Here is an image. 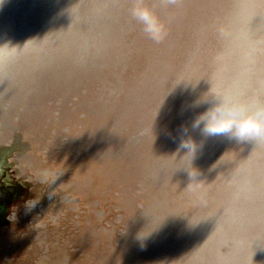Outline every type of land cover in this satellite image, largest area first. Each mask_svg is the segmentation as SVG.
Masks as SVG:
<instances>
[{"label":"rangeland","instance_id":"1","mask_svg":"<svg viewBox=\"0 0 264 264\" xmlns=\"http://www.w3.org/2000/svg\"><path fill=\"white\" fill-rule=\"evenodd\" d=\"M138 5L163 24L161 41ZM248 5L28 0L17 11L36 25L15 41L0 95V264H264V146L224 134L206 156L203 124L192 127L220 100L264 107V53L248 69L221 56L234 20L248 35ZM251 32L258 41L264 27ZM187 139L192 158L177 151Z\"/></svg>","mask_w":264,"mask_h":264},{"label":"bare ground","instance_id":"2","mask_svg":"<svg viewBox=\"0 0 264 264\" xmlns=\"http://www.w3.org/2000/svg\"><path fill=\"white\" fill-rule=\"evenodd\" d=\"M27 2H28V0H17V2L13 6H10V7H8L5 3H3V5H0V95H2L3 92L5 93L7 91V88H5V87L8 85L9 81H11L10 80L11 79V75L14 72V70H16V64L17 63L15 64V60H14L15 59L14 56L16 57V55H14V53H13V58H12V53H11V52H13V49H15V46L18 47V45H19V44L15 45L14 44L15 41L16 42L20 41V40H18L20 38V36L21 35H25L26 36L27 35L26 32H28V31H31L30 34L32 33V31L35 32L33 27L36 24L32 25V23H31L33 20L28 22V20H25L23 18L22 21H20V23H18L19 20L17 18L21 19V17H27V16H30V15H31V17L34 16L32 13H29L30 12L29 9H28L27 12H24L23 14L19 13V15L22 14L21 17L19 15H17V11L19 9H22V6H25V8H27ZM256 2L259 3L258 0H249L248 7L244 8L242 10L243 13H246V15L248 14L250 16V18H249L250 19V23L246 24V27H245L247 32H248V35L247 36L244 35L243 20L239 19V21H237V25L235 24V20H234V24L233 25L231 24L232 31L231 32L228 31L229 32L227 34L228 37H226V40H228V42H229V43L227 42L228 43L227 50H228V48H230V49L228 50V52L226 54L224 53V54L221 55L222 57H225V58H227V57H230L232 59L235 58V68H238V69L240 67L244 68L246 66L247 67L245 69H248L249 64H250L249 61L252 60V62H254V58H251L252 52L256 56L261 54V53H264V35H261L258 41H253L252 40L251 28L254 27V29H255V28H257V25H258V28H262L263 29V27H264V17H259V15H257V13H256V8H257V7H255L256 6ZM263 2L261 3V5L264 4ZM261 5H259V6H261ZM257 6H258V4H257ZM262 6H264V5H262ZM11 9H13V11ZM258 9H261V8L259 7ZM4 10H7L10 14L6 13ZM16 16H18V17H16ZM49 19H51V18H49ZM25 41H26V39H25ZM23 46H24V44H23ZM20 49H21V47H20ZM262 56L264 58V55H262ZM229 65L230 64H228V66ZM231 66H232V64H231ZM17 69H18V66H17ZM245 69H243V70H245ZM244 73L243 72L235 73V74L234 73L233 74H229L228 73V74H225V77H226V79L236 80V81H238L239 83L242 84V80L245 83V80L243 79L245 77ZM227 92L228 93H225L227 97H233V95L236 97V95H237L236 93H234L235 90H233V89H230ZM256 98H258V96L255 97V100H256ZM255 100H251V104L252 105L250 107H248L246 110H248L249 112H255L256 110L264 109V107H261V104L257 105V103H255ZM227 104H228V102H224V101L220 100L217 103H215L214 106H212V107L214 109L215 107L228 106ZM231 107H235V106H231ZM235 108H237V107H235ZM201 128H203V127H201ZM197 137H200L198 139L196 138L197 141H198L197 143H199L200 146L198 144L197 145L199 146V148L202 147L203 151H201V152H202V154H204L206 156L208 154L207 152H210V150L213 149V144H212L213 142H215V141L219 142V141H222L221 139H226L227 138V137H225L224 134H221V135H205L203 133V131H201L200 135L197 136ZM260 141L261 142L259 144L260 145L262 144L264 146V140L260 139ZM217 142H215V143H217ZM256 143H258V142H256ZM185 161H187V160H185ZM190 161L193 162V160L191 159V160L188 161V163ZM53 198H55V197H53ZM34 207H37V206L34 205ZM214 223H216L217 226H218V222L217 221H215ZM216 224H214V225H216ZM214 228H215V226H214ZM214 231L215 230H213V232ZM208 233H207V235L209 236ZM207 235L205 234V236H207ZM261 256H262V254H261Z\"/></svg>","mask_w":264,"mask_h":264},{"label":"clouds","instance_id":"3","mask_svg":"<svg viewBox=\"0 0 264 264\" xmlns=\"http://www.w3.org/2000/svg\"><path fill=\"white\" fill-rule=\"evenodd\" d=\"M169 2L175 3L176 0H169ZM2 3L3 0H0V4ZM132 15L142 24L143 30L151 39L156 42L163 39L164 26L149 7L138 5L132 9ZM201 124H203L202 131L205 135L227 134L237 140L264 139V109L249 112L243 108L215 107L197 117L192 127L199 128ZM181 149L192 158L197 145L191 139L182 140L177 151ZM57 176L58 174L52 177L51 183L55 182Z\"/></svg>","mask_w":264,"mask_h":264}]
</instances>
